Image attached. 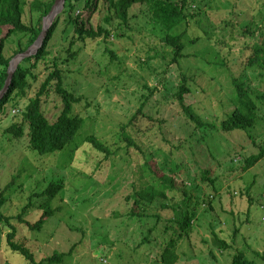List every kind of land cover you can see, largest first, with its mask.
Masks as SVG:
<instances>
[{
    "label": "rangeland",
    "instance_id": "1",
    "mask_svg": "<svg viewBox=\"0 0 264 264\" xmlns=\"http://www.w3.org/2000/svg\"><path fill=\"white\" fill-rule=\"evenodd\" d=\"M192 4L186 25L181 24L176 30L184 32L185 45L178 63L170 60V47L160 38L163 31L148 18L144 4L130 8L127 24L106 8L100 15L94 13L92 25L107 28L114 37L106 42L87 39L76 58L65 64L68 89L83 94L82 101L73 106V113L79 114L83 123L64 149L39 155L27 146L26 134L16 137L4 132L12 122L21 121L23 105L48 72L41 63L33 68L36 78L30 79L26 95L8 104L7 112L0 114V190L5 189L3 195L7 198L2 211L9 216L18 214L30 198L31 205L23 217L34 222L41 212L37 205L45 199L35 192H41L51 180L60 179L63 183L49 200L55 213L39 231L12 219L16 239L26 238L36 260L54 252L64 253L59 262L38 264H160L156 259L161 254L159 245L163 239L176 235L169 231L162 238L164 221L160 219L158 230L151 234L154 240L137 245V236L146 235L147 230L137 229L135 220L125 213L131 203L126 204L124 197L137 182L138 166L145 161V154L134 147L115 149L122 126L130 120L143 132L142 143L151 149L150 154L153 152L152 160L167 158L179 163L182 171L177 180L190 178L186 184L192 196L199 193L197 187L203 193L211 185L199 170H208L211 177L218 175L215 184L219 190L215 196L208 195L212 208L196 207L194 244L189 247L188 241H179L180 258L174 264H230L238 250L251 264H264V211L260 206H264V157H256L247 165L249 155L257 153L258 144L263 147L264 105L259 112L263 119L249 129L253 140L238 129L226 133L217 129L235 107L231 92L234 77L264 93V77L246 65L251 46L264 39V0H196ZM51 8L43 22L46 24L51 16L46 24L49 28L57 17L59 21L48 49L63 54L68 44L62 34L63 0ZM38 16V12L30 14L26 7L23 20L35 24ZM106 17L110 20L106 21ZM18 36L9 37L5 43V56H11L17 48ZM20 42L22 46L28 44L27 48L37 44L36 40L29 43L26 36ZM109 48L115 57L104 52ZM182 73L190 87L185 103L213 124L205 137L203 128L182 112L173 95ZM148 88H154L153 92L138 111L142 94H148ZM42 98L45 115L53 119L61 106L57 94L51 89ZM263 103L258 102V106ZM90 133L110 146L112 153L107 158L84 141ZM174 193L182 198L180 191ZM192 200L189 211L199 205L196 197ZM152 209L158 212L157 207ZM164 215L167 217L169 212L164 211ZM5 233V226L0 223V264H29L21 254L8 248ZM215 235L226 240V248L217 244Z\"/></svg>",
    "mask_w": 264,
    "mask_h": 264
},
{
    "label": "trees",
    "instance_id": "2",
    "mask_svg": "<svg viewBox=\"0 0 264 264\" xmlns=\"http://www.w3.org/2000/svg\"><path fill=\"white\" fill-rule=\"evenodd\" d=\"M195 1L196 0H63L62 13L64 15L63 20L65 24L62 29V34L64 40H68V44L63 50L67 55L64 53L54 54L48 49L49 42L57 29L59 21L57 17L52 22L51 26L47 28L42 44L38 47L37 51L33 54L24 56L18 61L7 90L0 97V114H2L7 112L6 106L8 104L13 101L16 102L19 98L26 95V90L31 85L30 79L36 78L33 68L37 67L38 63L44 65L45 69L48 70L35 94L29 97L26 104L23 105V109H21V121L12 122L4 129V132L7 135L12 134L16 137H22L26 134L27 146L30 150L39 155L64 149L66 145L75 138L83 123L82 117L79 114L73 113L74 104L82 101L83 94L77 95L68 89L70 86L65 78L64 72L67 71L65 64L76 58L77 54L82 51L87 39L90 41L101 39V41L106 42L109 41V37L110 39L114 37L107 28L101 25H92L91 20L94 13L98 12L100 15L106 8L114 13L115 18L127 24L131 17L130 8L134 4H144L146 6L148 18L163 31V35L160 38L166 46L170 47V60L174 63H178L179 59L184 55L183 49L185 45L182 41L184 32H177L176 30L181 24L186 25L190 15L188 11H190V7L193 5L192 2ZM54 2L55 0H0V90L5 86L10 59L17 53L25 51L28 47V44L22 46L20 39L26 36L29 43H31L38 38L42 30L43 17L50 12ZM26 7L30 14H32L33 11L39 13L35 24L30 22L25 23L23 20V13ZM105 20L109 21L110 18L106 17ZM11 36H18L17 48L13 51L11 56H5L3 54L4 46ZM78 41L81 44H79ZM251 49L252 51L247 57L246 65L253 67V71L258 70V74L261 76L260 78H262L264 77V39L261 43L253 44ZM106 51L115 57L116 54L112 49H105L104 52L106 53ZM50 54L52 55L51 57H49ZM182 74V79L177 85V89L173 95L180 104L182 112L194 122L197 127L203 128L202 135L205 137L208 133L206 131L207 128H214L213 124L206 121L191 104L185 103L184 97L186 93L190 92V87L187 83V77L184 73ZM232 84L231 92L235 107L220 121L219 127L215 128L225 133L238 129L248 135L249 129L254 127L259 119H263V115L259 112L261 111L260 107H263L264 103L258 106V102L262 103L264 101V93L260 92L257 87L248 86L244 81L239 80V78L234 77ZM51 89L57 94L61 104L53 119H49L42 108V97L48 95ZM148 89V94H142V102L140 103L138 111H140L147 102L154 88ZM25 125L27 128L26 132ZM142 135L143 132L141 129H139V127L137 128L136 123L130 120L129 123L122 126L119 142L115 146V149L134 147L145 154L144 163L138 166L139 178L137 182L133 184L131 191L124 197L126 204L129 202L131 203L129 209L125 213L129 218L131 217V219L135 220L138 225L136 227L137 229L144 228L147 230L145 232L146 235L137 236L135 241L137 245L145 242H152L154 240V237L151 235L152 232L158 230L160 219L164 221L162 238L165 237L169 231L176 236L170 235L169 239H163L162 244L159 245L161 254L156 259L160 261V264H174L177 263L180 258L177 255V247L180 244H178V242H185L186 240L189 243V247L192 246L191 244H194L193 234L196 233V230L194 229L193 223L195 219L194 215L198 212V208L196 207L200 206L202 209L208 207L207 210L212 208V199L208 197V195L211 194V196H215L218 192V184H215V179H217L216 177L218 175L211 177L209 176L208 170H199L201 177L207 179L211 185L207 187L208 191L203 193L201 191L202 189L197 187L199 193L192 196L187 189L188 184H186V181L190 180V178L183 177L182 180H177L179 171H182L181 167H178L179 163L174 161L175 159L168 160L167 158H163L161 161L152 160L153 152L150 154L149 151H151V149H147L143 146ZM251 136L252 135L249 134L250 138ZM251 139L253 140V138ZM84 141L91 143L96 150L103 152V157L105 158L112 153L110 146L99 139L96 134L90 133L85 135ZM121 141L123 143L122 145H120ZM149 144L152 147L154 146L151 143ZM256 157H264V141L263 147L260 143L258 144L256 154L251 153L249 155L247 158V165L257 160ZM227 167L231 168L232 166L228 165ZM206 175L208 177H206ZM62 187L63 183L60 179L51 180L41 192H35V195L43 196L45 199L37 205L38 210L41 212L39 213L40 215L38 214V219L34 222L23 217L26 208L31 205L30 198L29 202L23 206L18 214L9 216L2 211V206L7 200L3 195L5 189L3 188L0 190V223L6 228V244L11 251L21 254L29 264L59 262L64 253L54 252L50 256L44 257L41 260H36L34 253L26 245V238L22 241L16 239L17 229L12 223V219H16L30 230L39 231L46 220L55 213V208L49 206V200L53 199ZM175 191H180L182 193L181 199L177 198V195L174 193ZM170 192L171 195L169 194ZM229 192H231L233 196V189L229 190ZM194 197L198 199L197 203L199 205H194L191 211H189L188 206L193 201L192 199ZM262 204L260 206H262ZM152 207H157L158 212H155ZM261 209L264 211L263 208ZM164 211L169 212L167 217H165ZM118 215L119 214H114L113 216L119 217ZM152 218L155 220L153 223L147 220H153ZM190 239L192 240L190 241ZM215 240L222 248H226L228 245L226 240L220 238L218 235H215ZM186 255H188V252H186ZM262 258L264 259V256H262ZM191 261L195 262L194 259ZM230 264H251V262L246 258L243 251L238 250L233 254Z\"/></svg>",
    "mask_w": 264,
    "mask_h": 264
},
{
    "label": "water",
    "instance_id": "3",
    "mask_svg": "<svg viewBox=\"0 0 264 264\" xmlns=\"http://www.w3.org/2000/svg\"><path fill=\"white\" fill-rule=\"evenodd\" d=\"M58 0H55L54 4L57 2ZM53 4V5H54ZM52 9V8H51ZM51 11V10H50ZM46 30H47V26L45 25V23L43 22V25H42V30L38 36V38L36 39V45L33 46L32 48H27L25 51L23 52H20V53H17L13 59L16 58V62L13 64L12 61L13 59H11L9 61V65H8V75H7V78H6V81H5V86L3 87V89L0 90V97L3 95V93L6 91L10 81H11V78H12V74L14 72V69L18 63V61L23 58L24 56H27V55H30V54H33L37 51L38 47L42 44V40L45 36V33H46Z\"/></svg>",
    "mask_w": 264,
    "mask_h": 264
},
{
    "label": "bare ground",
    "instance_id": "4",
    "mask_svg": "<svg viewBox=\"0 0 264 264\" xmlns=\"http://www.w3.org/2000/svg\"><path fill=\"white\" fill-rule=\"evenodd\" d=\"M53 12H54V11H53ZM53 12H52V14H53ZM52 14H51V15H52ZM50 19H51V16H49V17L47 18V23L49 22ZM47 23H46V24H47ZM46 24H45V25H46ZM15 62H16V58L13 59L12 63L14 64Z\"/></svg>",
    "mask_w": 264,
    "mask_h": 264
},
{
    "label": "built area",
    "instance_id": "5",
    "mask_svg": "<svg viewBox=\"0 0 264 264\" xmlns=\"http://www.w3.org/2000/svg\"><path fill=\"white\" fill-rule=\"evenodd\" d=\"M261 208H263V209H264V206H263V204H262Z\"/></svg>",
    "mask_w": 264,
    "mask_h": 264
}]
</instances>
